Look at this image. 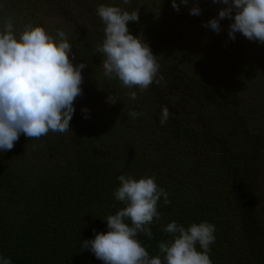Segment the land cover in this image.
Listing matches in <instances>:
<instances>
[{
	"label": "trees",
	"instance_id": "1",
	"mask_svg": "<svg viewBox=\"0 0 264 264\" xmlns=\"http://www.w3.org/2000/svg\"><path fill=\"white\" fill-rule=\"evenodd\" d=\"M8 1H15L12 7L19 11L14 21L22 17L32 25L44 26L36 16L44 11L33 12L28 7L42 10L52 0ZM131 1L127 6L123 0H55L52 9L58 10L46 12L50 15L46 31L55 36L63 30L75 54L73 64H86L82 95L74 101L71 131H50L34 140L49 156L65 150L67 156L59 166L50 171V162L41 166L31 160L34 147L29 151L33 155L26 154L22 169L7 161L14 152H0V256L10 258L12 264H103L82 249V241L108 231L106 216L125 207L113 196L119 186L117 177L132 174L137 179L154 177L171 201L168 205L163 197L158 201L161 218L149 225L152 238L137 234L150 258L159 255L163 262L159 242L172 239L163 226L175 221L187 228L206 221L215 226L209 252L212 264H264V237L252 240L264 228L255 214L248 165L231 154L232 141L228 143L225 131L215 130L221 124L208 123L204 116L205 103H210L224 112L230 109L237 120L252 119L248 123L251 133L261 121L257 117L264 121V44L249 41L241 33L231 40L228 19L220 21L219 33L204 27L226 7L212 0L203 1L201 17L192 16L195 28H176L192 30L193 36L184 43L170 23L152 28L144 21L147 12L154 14L164 0ZM79 4L80 10L76 8ZM100 4L138 11L139 23L128 22V29L156 55L159 75L164 77L160 85L153 82L141 93L104 76L103 55L95 51L104 38L105 26L96 12ZM129 91L137 92L136 100L128 97ZM109 94L118 98L115 104L107 102ZM244 98L247 109L242 106ZM162 106L170 112L163 125ZM82 108L89 110V118H84ZM132 110L144 115L133 119L128 115ZM257 138L262 140L260 154L264 153V132H257ZM225 174L232 177V185L224 187L222 194L221 176ZM230 211L237 226L228 219ZM125 222L131 226L130 220Z\"/></svg>",
	"mask_w": 264,
	"mask_h": 264
},
{
	"label": "clouds",
	"instance_id": "2",
	"mask_svg": "<svg viewBox=\"0 0 264 264\" xmlns=\"http://www.w3.org/2000/svg\"><path fill=\"white\" fill-rule=\"evenodd\" d=\"M212 2L226 7L220 8L218 15L204 27L219 33L220 21L228 19L231 21L228 29L231 40L236 39V33H241L249 41L264 44V0ZM123 3L130 4L131 0H123ZM188 3L189 0H180L179 4L177 0H171L177 12L181 4ZM96 12L105 26L102 43L95 45V51L103 55L104 76L117 79L124 88H138L141 93L153 82L160 85L164 77L159 75L156 55L148 43L128 29V22L139 20L138 11L100 4ZM189 14H201L198 4L189 9ZM74 59L72 46L63 30H57L53 36L43 27L29 23L17 36L11 19L4 21L0 31V152L10 151L21 134L28 140H38L50 131L61 134L71 131L74 101L82 95V69L86 67L85 63L74 65ZM127 95L133 101L137 99L135 91H129ZM106 100L115 104L118 98L109 94ZM81 111L85 119L89 118L88 109ZM128 115L135 119L144 112L132 110ZM169 116L168 107L162 106L161 125ZM117 179L119 186L113 196L125 207L106 216L108 231L96 233L94 239L83 240V250H89L103 264H212L209 252L210 245L215 242V226L206 221L192 223L187 228L175 221L163 226L162 230L172 237L159 242L163 262L159 255L150 258L136 237L143 233L152 238L149 225L154 219L161 218L157 210L161 197L165 205L171 203L168 193L157 186L154 177L137 179L120 175ZM126 220H130L131 226ZM0 264H12V261L0 256Z\"/></svg>",
	"mask_w": 264,
	"mask_h": 264
},
{
	"label": "rangeland",
	"instance_id": "3",
	"mask_svg": "<svg viewBox=\"0 0 264 264\" xmlns=\"http://www.w3.org/2000/svg\"><path fill=\"white\" fill-rule=\"evenodd\" d=\"M69 1V0H68ZM79 1V0H76ZM204 0H200V2H197V0H189L188 5H180V10L179 12H177L171 5V0H164V5H160L158 6L155 11L154 14L151 13L150 11L147 12V16L144 18V21L146 23H150L151 27L154 26H160L161 23L163 24H167L170 23L173 27L175 32H178L180 34L179 38L183 41V43L191 36H193L192 34V30L191 29H187L184 32H181L179 30H176V28L179 26V29L181 27H188V28H195L196 27V20L193 19V15L189 14V9L194 5V4H198V6L200 7V9H202V5ZM12 2L15 3V1H8V0H0V31L3 30L4 27V21L6 19H11L12 22L15 23V33L17 34V36L20 34V32L23 31V27L25 24H29L32 22L30 20L28 21H23V18H19V20L14 21V19L16 18V16H19V11H17V9L14 7H12ZM132 2V1H131ZM178 4L180 3V0H177ZM73 3V0H72ZM57 4V2H55V0H52L51 2H46L44 3L43 9H34L33 7L29 6L28 8L31 9L33 12L38 11H44V12H38L36 13V16L38 17V19L44 24L43 25H39L41 27H43L44 29L46 27H48L50 25V23H47L48 18L50 17L49 14H47L46 12L48 11H54V10H58V9H52L53 6H55ZM64 5L66 3H63ZM27 5V4H24ZM130 4H127V6H129ZM42 7V6H41ZM76 8H78L79 10L82 8L81 4L76 5ZM127 8V7H126ZM176 13V14H174ZM206 15V14H205ZM201 17V14L199 15ZM198 17V16H195ZM206 18H208L206 16ZM1 21L3 23H1ZM53 23V21L51 22ZM135 23H139L138 21ZM46 24V25H45ZM131 24V23H130ZM153 24V25H152ZM156 25V26H155ZM35 26V25H33ZM153 28V27H152ZM46 30V29H45ZM155 33L158 32V28L153 29ZM150 37L152 35V33L148 34ZM195 40V39H193ZM197 42V40L195 41ZM183 43H181L180 46L183 45ZM215 43V42H214ZM212 42V45L214 44ZM155 43H152V45L154 46ZM198 45V43H196V46ZM264 67V66H263ZM84 80V78H83ZM252 94H256V89L255 90H251ZM184 100L187 101L189 100V95L186 94L184 96ZM242 101H245V103L243 102V105L245 109H247L248 105H246V98H244ZM227 112V111H226ZM224 112L223 109H220L219 107H217L216 105L213 104H206L205 103V109H204V116H205V120L209 123H213L216 125V123H220L221 125L216 127L215 130L220 133L218 130H224L225 131V137L228 138V143H230V139L232 141V149H231V154H234L233 156H239L240 159H238V162L244 164V165H248V178H249V182L251 183V187H252V192L255 196V202H256V209H255V214L257 217V221L258 224L263 226L264 228V153L260 154V142L262 141L260 138H257V132L259 131H263L264 132V121H263V117L260 116L257 117V119H261V121L259 123H257V127L255 129L254 132L251 133V129L248 125V123L252 120V119H239L237 120L235 117L234 113H231V110L228 109V112L226 113ZM253 118H256L255 116H252ZM77 136L76 139L78 138V134H75ZM76 139L74 138L73 140L76 141ZM35 139H27L23 134L20 135V138L17 142H15L14 147L8 151V153L14 152L13 154H9V158L7 159V161H11L13 162L16 166L17 169L23 166V162L25 160V156L27 153H29V155H33L31 154L33 145H38V143L34 142ZM34 151H36L34 158H31V160H35L37 164H40L41 166H43V164L46 162H50V171L52 169H54L55 166H59L61 161H64V159H62L63 157L65 158L67 156V154H65V150H60V154H58V156H56L53 152L51 153V156H49V153L47 155V152L42 148V146L40 147H35L33 148ZM35 149H39V150H35ZM51 150H49V152H51ZM238 152V153H237ZM45 163V164H46ZM33 168H37L35 165L33 166ZM16 170V169H15ZM56 171V170H55ZM133 173V172H132ZM51 175V172H50ZM131 176L134 177V175L131 174ZM135 178V177H134ZM222 180H221V191L222 194L225 191V188H229L232 185V177L228 176V175H222L221 176ZM224 185V186H223ZM214 193H216L214 191ZM217 194V193H216ZM214 194V196L217 197V199L219 198L218 195ZM188 195V194H186ZM227 209L230 207V203H227L226 205ZM232 207L234 209H236L235 207V201L232 204ZM228 215V219L230 220V222L232 224H234L235 226H237L239 224V222L232 216V212H227ZM242 225V224H241ZM258 237L262 238L264 237V233L260 232V235H252V240L253 241H258Z\"/></svg>",
	"mask_w": 264,
	"mask_h": 264
}]
</instances>
